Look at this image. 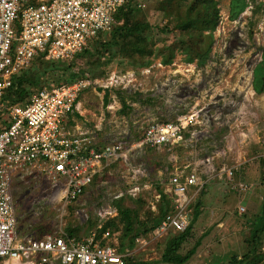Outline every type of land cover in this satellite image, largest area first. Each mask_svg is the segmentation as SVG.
<instances>
[{
    "label": "rangeland",
    "instance_id": "1",
    "mask_svg": "<svg viewBox=\"0 0 264 264\" xmlns=\"http://www.w3.org/2000/svg\"><path fill=\"white\" fill-rule=\"evenodd\" d=\"M163 1L138 0L148 10L153 25L167 23L160 12ZM218 1L221 20L214 34L210 59L204 66L187 63L179 51L172 65L160 66L157 58L152 66L138 72L121 68L120 61L123 60L107 63L105 57L92 70L98 75L97 79L106 83L114 75L134 74L128 87L122 88L120 80L111 88L123 92L130 111L126 114L121 112L117 95L110 98V104L105 106L104 92L91 85L80 95V108L71 124L74 125L71 126L73 130L78 125L81 129L97 133L100 144L107 145L120 140H138L139 136L142 138L153 120L176 122L181 117L196 115L195 125L190 128L195 135L184 138L174 147H147L141 153H133L128 159L130 165L115 162L110 171H105L104 176L87 188L76 202L69 204L73 211L65 203L47 204L44 200L47 185L37 183L30 175L16 180L14 194L20 236L31 234L38 238L57 234L69 223L82 228L79 238L87 237L95 228H90L89 221L84 223L83 214L96 221L98 212L113 205L116 196L130 188L132 167L146 171L144 180L140 181L144 191L138 196L144 200L141 212L144 218L149 209L153 211L152 203H157V187L168 189L169 178L176 170L189 174L196 169L198 177L206 184L191 203L200 202L202 213L194 225V238L186 248H190L202 234L205 238L190 264H228L232 257L247 262L242 258L250 249L246 239L251 222L264 208V169L260 164L264 154V95L259 96L253 90V79L256 85H260L264 76V62H261L264 0H247L246 9L235 19L231 14L234 0ZM173 35L155 36L156 46L173 42L176 38L173 39ZM84 69V66L75 65L74 72L81 73ZM86 75L89 80H96L89 72ZM4 116L5 111L0 104V121ZM244 135L247 136L246 141L242 142ZM225 151L226 156L223 154ZM239 156L250 160L243 165L233 164V159ZM208 157H214L212 165L205 161ZM236 166L240 167L236 181L251 186L247 192L232 190L227 181L217 176L223 168ZM145 185L150 188H145ZM22 189L29 194L23 193ZM126 196L124 194L123 197ZM127 205L135 206L129 200ZM241 207L244 212L240 211ZM192 213L191 206L188 219ZM165 239L154 240L144 250L136 248L132 252L133 258L146 264H157ZM110 242L114 243L113 240Z\"/></svg>",
    "mask_w": 264,
    "mask_h": 264
},
{
    "label": "built area",
    "instance_id": "2",
    "mask_svg": "<svg viewBox=\"0 0 264 264\" xmlns=\"http://www.w3.org/2000/svg\"><path fill=\"white\" fill-rule=\"evenodd\" d=\"M129 1L0 0V104L4 91L12 86L14 76L34 57L72 60L88 47L94 36L113 28L116 15ZM133 75H114L106 83L83 79L72 84L44 87L37 90L26 105H2L5 116L0 121V262L125 264L124 258L130 253L118 252L115 235L110 239L114 241L113 245L101 244L110 238V231L105 232L101 240L94 230L84 238L61 236L63 231L38 238L31 234L20 236L14 183L30 175L37 183L47 185L44 197L47 204L69 205L76 202L97 177L110 171L115 162L130 165L128 159L133 153H141L147 147H174L184 140L186 133L195 135L190 128L195 125L196 115L181 117L176 122L153 120L142 138L120 140L102 147L98 145L96 133L80 127L68 128L71 115L80 108L77 99L83 89L94 85L105 93L120 80V86L126 88ZM223 154L226 156L227 152ZM213 160L214 157H208L205 161L212 165ZM130 171L131 186L116 196L117 199L124 194L136 198L144 191L140 181L146 171L140 167H132ZM239 171V166L223 168L217 176L240 193L247 192L251 186L236 181ZM205 184L196 169L189 174L178 170L172 173L168 192L173 198V208L153 233L136 239L138 248L146 249L154 240L167 237L170 231H184L189 224V205ZM145 188L150 187L145 185ZM21 191L26 192L25 189ZM155 199L158 201L160 195ZM153 209H156L155 205ZM241 212H244L243 208ZM83 215L84 223H87L89 217ZM117 216L118 210L113 205L102 209L98 212V230Z\"/></svg>",
    "mask_w": 264,
    "mask_h": 264
},
{
    "label": "trees",
    "instance_id": "3",
    "mask_svg": "<svg viewBox=\"0 0 264 264\" xmlns=\"http://www.w3.org/2000/svg\"><path fill=\"white\" fill-rule=\"evenodd\" d=\"M255 1V0H251ZM247 0H234L232 4V18L235 19L243 12ZM264 7V5H263ZM161 14L167 19L164 25H153L150 22L149 12L144 9L138 0H130L116 15V24L108 32H100L94 36L89 45L82 52L68 60H46L43 56L34 57L30 64L23 68L13 78L10 88L4 91L1 105L19 104L26 105L33 93L47 85L51 87L63 84H72L76 81L88 79L86 74L97 79L98 75L92 70L101 59L107 57L106 62L111 63L115 60L120 61V66L124 70L127 68L133 71L147 69L152 66L155 59H160L162 65L168 66L174 63L176 53L179 51L184 55L187 63H196L204 66L210 59L212 46L215 42L214 34L219 26L221 15L218 0H164L161 3ZM256 10L253 9V14ZM173 35L176 37L173 42L165 43L157 47L155 36ZM168 40V39H167ZM262 50V61L264 62V47ZM75 65L84 66L81 73H75ZM88 70V72L86 71ZM51 83H50V82ZM260 85L255 84L253 79V90L256 94H264V76L261 78ZM87 88L80 92V95ZM102 90V89H99ZM113 93L119 96L121 112L130 111L126 99L121 91L106 90L103 98L105 106L110 103ZM80 97V96H79ZM80 98L77 99L79 101ZM75 114V113H74ZM71 115L69 125L73 124ZM77 116H79L77 114ZM190 136L185 134V138ZM138 138H141L140 136ZM260 164L264 169V158ZM160 199L156 203V210L150 209L141 217L144 200L141 197L133 198L130 196L121 197L114 201L113 205L118 210V216L104 223L98 230V221L89 219V226L97 232L98 240L102 239L105 232L110 231V238L101 241L102 245H113L110 239L116 233H120L119 252L124 253L126 249L134 251L138 244L136 239L153 233L165 216L172 210V196L165 192L163 188L157 187ZM135 204L134 208L127 205V201ZM192 206V217L184 231H170L163 244L161 257L157 264H190L192 259L198 254L205 238L202 234L196 238L190 248H186L194 238V225L201 216V204L195 203ZM73 211L72 206H68ZM40 231V230H39ZM82 231L79 226L69 224L64 228L61 236L77 238ZM36 233V232H35ZM246 242L250 249L243 255V261H238L237 257H232L228 264H264V208L254 217ZM126 264H146L133 256H125Z\"/></svg>",
    "mask_w": 264,
    "mask_h": 264
},
{
    "label": "crops",
    "instance_id": "4",
    "mask_svg": "<svg viewBox=\"0 0 264 264\" xmlns=\"http://www.w3.org/2000/svg\"><path fill=\"white\" fill-rule=\"evenodd\" d=\"M161 65H162V64L160 63V66H161ZM132 74H133V73H132ZM133 78H134V75H133ZM98 80H99V79H98ZM104 95H105V93H104ZM262 95H264V94H261V95H259V96H262ZM110 98H112V97H110ZM109 104H110V103H109ZM73 118H74V117H72V122H73V120H74ZM69 120H70V119H69ZM67 126H68L69 129H71V128H72L71 126H74V125H69V123H68ZM76 127H79V126L76 125L75 128H76ZM75 128H74V129H75ZM71 130H73V129H71ZM91 132H93V131H91ZM94 133H95V132H94ZM96 134H97V133H96ZM246 137H247V136L244 135L242 142H245V141H246ZM98 138H99V137H98ZM98 145H99V147L104 146V145H101V144H100V140H99V144H98ZM249 160H250V159H248L247 161H246V159H244V160H243V159H240V156H239V157L233 159V161H234L233 164L240 163V164L243 165V164L247 163ZM102 176H104V174H103ZM98 179H101V176H100V177H97L96 180L94 181V183H95L96 181H98ZM142 180H144V177L142 178ZM94 183H93V184H94ZM230 186H231V185H230ZM88 188H89V187H88ZM169 188H170V186H169ZM169 188H168V189H164L165 192L168 193V194H170V193L168 192ZM202 189H203V188H202ZM231 189H232V190H236V189H233L232 186H231ZM193 190H195V189H193ZM193 190L191 191V193H193ZM237 191H238V190H237ZM85 192H86V190H85ZM85 192H84V193H85ZM198 193H199V192H198ZM156 195H160V194H159L158 192H156L155 196H156ZM170 195H171V194H170ZM172 199H173V198H172ZM158 201H159V200H158ZM158 201H156V202H158ZM154 205H155V207H156V204H154ZM154 205H153V203H152V210H153V211H157L156 209H153V206H154ZM172 205H173V203H172ZM172 208H173V206H172ZM241 208H242V207H241ZM240 211H241V209H240ZM245 211H246V210H245ZM189 220H190V219H189ZM150 234H151V233H150ZM150 234H149V235H150ZM114 235L116 236V238H117L116 240L118 241L117 249H118V252H119V248H118V247H119V244H120V239H119V235H120V233L118 232V233H116V234H114ZM149 235H148V236H149ZM141 237H145V236H141ZM137 248H138V246H137ZM127 252L130 253L131 256H133V255H132V252H133V251H129V249H126L125 252H124V253H121V254H125V253H127ZM119 253H120V252H119ZM0 264H3V263L0 262Z\"/></svg>",
    "mask_w": 264,
    "mask_h": 264
}]
</instances>
